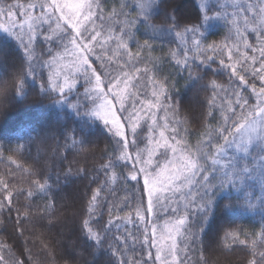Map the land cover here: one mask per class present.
I'll list each match as a JSON object with an SVG mask.
<instances>
[{
  "label": "snow or ice",
  "instance_id": "1",
  "mask_svg": "<svg viewBox=\"0 0 264 264\" xmlns=\"http://www.w3.org/2000/svg\"><path fill=\"white\" fill-rule=\"evenodd\" d=\"M262 4L264 0L246 6L236 4L225 42L205 43L201 28L213 18L209 15L213 7L206 0H201L192 15L176 11L173 0H114L115 6L107 14L106 0H0V17L6 21L0 22V30L21 49L14 56L15 75L0 79V104L10 98L26 99L28 78L36 81L39 77L42 99L71 108L77 116L89 117L91 124L102 125L107 141L100 149L102 162L93 166L91 176L88 167L69 159L73 151H88L84 147L87 138L78 137L83 129L66 130L62 142L52 137L50 158L60 165L55 172L53 164L38 157L25 168L12 156H5L8 152L23 157L39 133L15 147L0 144V162L10 166L0 174V222L12 219L13 212L18 222L32 220L33 201L43 198L40 219L50 217L49 225L55 226L62 219L55 203L61 179H88L79 225L84 252L90 259H83L82 264H189V253L197 251L200 255L194 264H208L203 252L209 247L205 237L216 196L235 190L243 193L250 207H255L252 200L264 207ZM214 15L227 17L229 13L216 11ZM137 33L148 38L141 42ZM162 34H172L177 46L154 57L153 41ZM130 42L135 44V51ZM197 60L199 64H195ZM165 61L175 74L187 73L190 88L207 93L199 117H179L171 95L173 75L161 71ZM214 63L227 70L225 83L206 79ZM201 66L203 72L196 70ZM129 68L131 73L125 71ZM142 77L153 88L152 100L147 102L140 99L136 88ZM160 111L165 112L163 118L156 115ZM190 119L202 130L185 127ZM145 128L148 135H144ZM192 134L198 137L194 145L188 139ZM144 141L147 143L141 148ZM14 169L27 173V187L18 186ZM91 184L98 186L92 188ZM118 188L129 193L123 198V207L137 201L135 218L129 214L113 219L111 213L123 211V207L112 203L107 209L109 219L103 223L108 196ZM105 191L108 195L101 197ZM156 208L177 217L164 225L170 241L167 249L160 243L164 237L157 236L158 225L148 219ZM114 220L126 221L123 232L116 224L119 235L112 232ZM129 223L141 233L139 236L128 230ZM213 243L221 249L242 247L247 253L245 264H264V222L259 231L229 226L217 232ZM2 252L8 255L0 254V264L33 262L29 250L19 245L18 255L10 246L0 248ZM129 252L135 255L129 256Z\"/></svg>",
  "mask_w": 264,
  "mask_h": 264
},
{
  "label": "trees",
  "instance_id": "2",
  "mask_svg": "<svg viewBox=\"0 0 264 264\" xmlns=\"http://www.w3.org/2000/svg\"><path fill=\"white\" fill-rule=\"evenodd\" d=\"M7 2L26 3L28 0H7ZM173 2L176 11L182 15L194 14L195 7L201 5V0H173ZM106 3L108 5L107 14V11H110L111 7L115 5L114 0H106ZM206 3L208 6L213 7V12L209 13L213 18L201 28V31L207 38L205 43H212L214 41L224 43L225 37L229 34L230 21L233 19L231 13L237 11L235 5L246 6L249 3L256 4L258 0H206ZM216 11L227 12L229 15L227 17L223 15L215 16L214 13ZM242 28L243 26H241ZM137 37L141 42L148 38L140 33H137ZM249 40L253 43L255 42L254 37L251 35H249ZM177 42V39L172 34H162L153 41L155 50L151 55L159 57L164 52H167L170 47L175 48ZM234 42L231 41L230 43ZM130 47L133 51L136 50L134 43L130 42ZM241 51H243V48H241ZM20 53L21 49L18 46V42L8 36L7 33L0 31V79L9 80L15 75L14 56ZM249 54L251 55V53ZM189 55L191 56L192 53H189ZM256 55L258 56V53ZM195 64H199V61H195ZM143 66L137 65V67ZM212 69H216L217 71L213 72ZM212 69L208 70L210 75L206 79H215L218 82L225 83L228 75L227 70L220 69L218 64L215 63L212 65ZM196 70L203 72L205 68L201 66ZM125 71L131 73L132 69H125ZM161 71L164 75H168L170 72L173 75L172 83L174 84V90L171 91V95L175 107L179 110V117L181 119L190 115L199 117L201 104L205 100L207 93L195 87L190 88V82H186L185 79L187 73L185 72L182 75L175 74L166 61L162 64ZM46 74L47 72H45ZM39 83V77L36 81H32L29 77L25 86L26 99H21L20 97L10 98L3 104H0V144L6 148L9 146L15 147L18 144L26 143L29 135L35 136L39 133V139L29 145V150L24 153L23 157L18 158L8 152L5 153V156H12L13 159L17 160L18 164H23L25 168L32 165L35 158L38 157L42 162L48 161L53 164V172H55L60 165L59 161H52L50 158V146L53 143L52 137L58 138L62 142L63 134L66 130L73 128L83 129L82 133L78 131V137L87 138L88 143L84 147L88 151H81L79 153L73 151L69 155V159L78 160L80 166L88 167L90 176L93 175L94 173L91 172L93 166L102 162L100 159V149L107 146L102 125L91 124L89 117L77 116L71 108L63 105H54L46 99H42L39 95ZM136 88L139 89L140 99L145 102L152 100L151 92L153 88L150 84L144 83L143 77L141 78V82L136 84ZM156 115L163 118L165 112L160 111ZM168 115L171 116L170 111ZM160 122L162 123V120ZM185 127L197 129L198 131L202 130L199 128L198 122L191 119ZM159 130H156L157 136ZM144 135H148L147 128H145ZM188 139L194 145L198 137L192 134ZM146 142H142L140 147L145 145L144 143ZM64 163L66 164L67 162L65 161ZM9 168L10 166L6 161L0 162V174ZM14 171L19 181L18 186L27 187V173L19 169H14ZM87 185L88 179L81 180L78 177H72L68 181L61 179L60 189L55 196V203L56 208L59 209L58 215L62 219L55 226L49 225L48 220L50 217L40 219V216L43 215L41 212V207L44 203L43 198L33 201L31 211L34 218L32 220L18 222L15 219L16 213L13 212L12 219L0 222V248L10 246L11 252L18 255L17 247L19 245L29 250V253L33 257L32 264H82L83 259H90L87 253L84 252V238L80 234L79 225L81 215L80 203ZM97 186L98 184L90 185L92 188H96ZM111 187L110 185L109 191ZM106 195H108L107 191L101 193V197ZM127 195L129 193L118 188L115 193L108 196L110 203L103 210V223H106L109 219L108 207H111L112 203L120 204L123 207L122 201ZM215 199L217 204L214 208V216L210 220L211 227L206 230L207 235L205 237V243L209 247L207 251L203 252V255L207 257L208 264H245L247 253L242 247L221 249L213 241L216 239L218 231L222 232L223 229L229 226L243 228L246 231H259L261 223L264 222V207L255 200L251 201L255 207H250L249 203L245 202L243 193H238L235 190L221 192ZM225 204L230 205V207L225 208ZM137 206V201H130V206L123 207V211H113L111 216L114 219L115 217H126L132 214L133 218H135ZM17 207H21V204H17ZM23 211L24 209L21 207V212ZM141 211L143 210L141 209ZM168 217L177 218L172 213H168L166 218ZM148 219L150 220V218ZM0 220H3V217H0ZM125 222L124 220H114L112 232L116 235L123 232ZM116 224H119L120 232L116 231ZM128 230L135 232L137 236L141 234L131 223L128 224ZM20 231H23V236H19ZM241 238L243 239V237ZM137 252H139V247H137ZM153 253H155L154 249ZM0 254L7 256L8 252ZM133 255L135 253L129 252V256ZM180 255L183 257V251L180 252ZM199 255V251L189 253L191 257L189 264H194ZM99 259L103 260L104 257H100Z\"/></svg>",
  "mask_w": 264,
  "mask_h": 264
},
{
  "label": "rangeland",
  "instance_id": "3",
  "mask_svg": "<svg viewBox=\"0 0 264 264\" xmlns=\"http://www.w3.org/2000/svg\"><path fill=\"white\" fill-rule=\"evenodd\" d=\"M0 21L1 22H6V21H3V17H1ZM0 31H3V30H0ZM157 138H159V137L157 136ZM146 143H144V144H146ZM143 147H145V145H143L141 148H143ZM151 147L155 148V145L153 144V145H151ZM161 163L162 164L164 163L163 160L161 161ZM156 213H158V214H156ZM149 218H150V220H151L152 223H155V224L158 225V228H157V236H158V238L164 237L163 240H160V243L163 245V247L165 249H167L170 241H167V235H168V233H167V230L164 229V225L169 220H174L176 218H173V217H170L171 219L169 217L166 218V215L164 214V211L161 208H156L155 213L151 217H149ZM169 227H171V225H169ZM173 235H175V233H173ZM181 258H183V257L181 256Z\"/></svg>",
  "mask_w": 264,
  "mask_h": 264
}]
</instances>
